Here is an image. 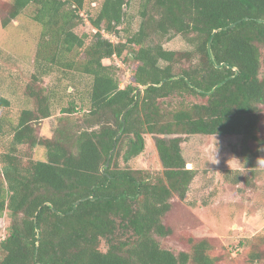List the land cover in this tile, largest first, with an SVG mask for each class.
Here are the masks:
<instances>
[{
    "label": "trees",
    "instance_id": "trees-1",
    "mask_svg": "<svg viewBox=\"0 0 264 264\" xmlns=\"http://www.w3.org/2000/svg\"><path fill=\"white\" fill-rule=\"evenodd\" d=\"M91 1L97 3L86 9V0H11L0 16L6 28L33 7L42 28L25 89L32 108L5 119L10 102L0 97V141L7 140L0 151V219L7 225L0 264H217L209 240L189 238L188 250L178 252L160 240L172 235L165 218L195 177L185 167L183 136H237L246 152L249 144L264 145V0H137L135 32L127 15L133 0ZM83 23L95 31L88 44L76 33ZM121 26L116 43L100 33L118 35ZM176 36L188 49L164 48ZM74 50H82L81 60L66 61ZM111 58L132 62L122 87L118 69L102 63ZM55 67H63V79L69 70L77 74L70 79L76 86L85 78V86L65 89L70 100L59 109L58 127L43 138L38 126L52 117L57 96L41 82ZM172 96L206 103L167 112L160 101ZM146 135L159 174L127 166L143 152ZM38 147L45 161L34 159ZM259 254L252 264L264 262Z\"/></svg>",
    "mask_w": 264,
    "mask_h": 264
},
{
    "label": "rangeland",
    "instance_id": "rangeland-1",
    "mask_svg": "<svg viewBox=\"0 0 264 264\" xmlns=\"http://www.w3.org/2000/svg\"><path fill=\"white\" fill-rule=\"evenodd\" d=\"M10 1L0 0V16H5V7ZM92 2L86 0L85 8H93L97 1ZM33 12L34 8L28 7L6 28L0 26V97L10 102L9 109L3 114V118L8 116L9 120H14L20 110L32 108L31 101L25 97V89L34 73L35 54L42 33L41 26L32 20ZM127 15L131 32H135L139 24L137 0H133ZM119 28L121 31L118 35L104 31L100 33L109 42H118L124 37L122 26ZM93 32L88 23L80 24L76 29L78 35H85L86 44L90 42ZM164 48L180 51L188 49V45L181 37L176 36L167 41ZM260 54L261 73L264 76V47H260ZM81 57L82 50H74L64 59L78 62ZM111 59L102 63L118 69L116 76L122 87L130 80L132 62L129 59ZM187 66L183 64L182 68ZM62 73L63 67H55L41 82L42 85L54 88L57 96L52 117L38 126V135L43 138H49L58 127V119L62 118L59 109L65 107L70 100L66 97L65 89L72 91V86H76L70 83V79L80 78L69 70L68 79H63ZM85 80L81 78L77 89H83ZM76 100L87 108L83 97L77 96ZM160 102L163 109L169 112L189 104H205L206 99L172 96ZM259 125V136L264 138V111ZM6 142V138L1 139L0 151ZM144 143L143 152L129 160L127 166L159 174L162 168L153 137L144 136ZM180 146L185 167L193 169L195 177L185 198L175 199L173 210L165 218L173 232L168 238L160 240L161 247L173 252L187 251L189 238L206 239L211 243V255L218 259L217 264H252L251 258L255 254H264V145L257 148L254 144H249L251 150L246 152L242 150L241 139L237 136L193 135L183 136ZM254 152H258L257 157L253 156ZM34 159L45 161L44 148L36 149ZM6 226L3 216L0 219V241L7 235ZM106 249L105 241L101 240L99 250L104 252ZM261 256L264 259V255ZM253 264L264 262L256 260Z\"/></svg>",
    "mask_w": 264,
    "mask_h": 264
},
{
    "label": "water",
    "instance_id": "water-1",
    "mask_svg": "<svg viewBox=\"0 0 264 264\" xmlns=\"http://www.w3.org/2000/svg\"><path fill=\"white\" fill-rule=\"evenodd\" d=\"M258 22L264 23V21H262V20H258ZM237 23L238 22L232 23V24H230L228 27H226L224 29L233 28ZM207 50H208V53L210 54V43L209 42L207 44ZM221 67H222V65H215V68H217V69H220ZM227 67H229V66L227 65ZM236 74H237V72H236Z\"/></svg>",
    "mask_w": 264,
    "mask_h": 264
},
{
    "label": "built area",
    "instance_id": "built-area-1",
    "mask_svg": "<svg viewBox=\"0 0 264 264\" xmlns=\"http://www.w3.org/2000/svg\"><path fill=\"white\" fill-rule=\"evenodd\" d=\"M105 39H108V38L105 37ZM116 42H117V41H113V43H116Z\"/></svg>",
    "mask_w": 264,
    "mask_h": 264
}]
</instances>
